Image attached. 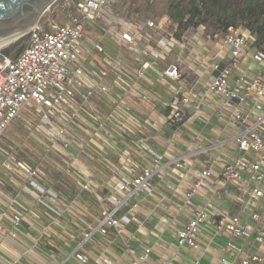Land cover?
<instances>
[{"label":"built area","instance_id":"obj_1","mask_svg":"<svg viewBox=\"0 0 264 264\" xmlns=\"http://www.w3.org/2000/svg\"><path fill=\"white\" fill-rule=\"evenodd\" d=\"M120 1L55 0L29 30L19 56L0 64L4 239L19 243L20 228L32 229L37 236L32 245L25 243L29 250L46 236L47 226L20 198L25 194L83 229V240L54 264H88L87 241L111 230L121 235L125 226L140 223L135 197L163 201L158 179L180 169L184 176L175 195L182 205L172 203L174 215L203 188L209 192L175 228L177 247L207 248L200 234L210 225L213 239L227 236L220 264H264V51L254 44L256 36L241 26L217 31L205 24L179 32L165 13H123ZM246 60L259 71L248 74ZM217 98L223 101L219 114L233 134L207 144L197 134L185 140L188 152L175 158L157 152L154 143L173 151L174 141L164 144L153 125H169L175 135L192 133L193 124L201 122L196 114L209 119L201 112ZM232 144L237 156L226 159L223 150ZM88 160L110 169L111 177L100 180ZM196 163L200 167L193 176ZM85 194L95 198L97 215L81 201ZM231 197L234 210L226 204ZM124 253L128 264L153 260V247L137 254L127 245Z\"/></svg>","mask_w":264,"mask_h":264},{"label":"crops","instance_id":"obj_2","mask_svg":"<svg viewBox=\"0 0 264 264\" xmlns=\"http://www.w3.org/2000/svg\"><path fill=\"white\" fill-rule=\"evenodd\" d=\"M248 64H250L248 74L253 75L259 71L258 65L251 63L250 60H246V65ZM244 69L246 70V67L239 69L238 72H243ZM222 104V99L217 98L212 101L210 106H205V111H202L201 114L203 117L207 116L209 118L207 120H202L203 118L199 117V114H196V118L201 122L193 124L194 132L192 133L187 132L184 135H175L174 130L169 125L163 124L160 127L153 125L151 130L159 134L160 140L164 144H169L171 139L174 141L173 151H165L164 145L154 143L157 152L164 154L168 152L167 157L175 158L188 152L185 140L193 141V139H196L197 134H201L199 137L203 139L201 140L203 144H207V141L211 139L218 140L229 137L233 134L234 128L225 127L224 119L219 114ZM143 106L145 107V105ZM155 115L158 116L157 114ZM235 149L236 145L232 144L231 147L228 146L227 149L223 150L228 155L226 159L236 158L237 153ZM220 151L216 150L215 154H222V151ZM200 156L202 155L196 158L202 160ZM133 158L145 165L148 164V161H143L137 155H133ZM88 163L91 165L92 170L96 171L97 175H99L100 180L111 177L112 171L110 169L91 160H88ZM223 165V163H220L216 169V173H219ZM198 167H200L199 164L192 168L193 176L196 171H199ZM168 174L169 177L167 179H158L160 191L166 197L163 201H160L156 196L144 197L143 195H138L135 197L134 201L139 200L140 202V212L137 216L140 223L134 221L132 224L125 226L124 233L121 235L111 230L106 235L97 233L93 239L87 241L84 250L90 257L88 264H106L108 262L128 264L124 253L127 245L135 249L137 254H141L146 247H153V260L147 264H195L196 262H199V264H220L221 258L224 255L227 236L217 235L213 239V228L210 225H207L200 234V241L207 245L206 249L199 250L188 246L177 247L175 228L185 223L191 215L190 211L203 203L204 195L209 192V189L203 188L200 190L188 202L186 208L183 209L184 211L174 215L172 203L174 205L178 204L177 208L182 205V201L176 198L175 189L178 181L184 176V171L171 169ZM20 198L28 206H33L37 215L40 216V223L47 226L46 236L37 247L27 250L25 243L32 245L33 240L37 236L36 231L32 229L29 231L25 226L22 229L20 228L22 241L19 243L5 240L3 233L0 231V241L2 242V246L0 247V264H54L56 261L64 258L65 255L72 253L77 244L83 240V229L74 220L69 217L57 218L53 212L43 205L36 203L25 194L20 195ZM81 201L90 209L92 214H98L99 206L92 195H82ZM226 204L232 210L236 209V204L235 201L233 202L232 197L230 200H227ZM64 240L69 241L65 246ZM71 262H76L75 257H72Z\"/></svg>","mask_w":264,"mask_h":264},{"label":"trees","instance_id":"obj_3","mask_svg":"<svg viewBox=\"0 0 264 264\" xmlns=\"http://www.w3.org/2000/svg\"><path fill=\"white\" fill-rule=\"evenodd\" d=\"M136 10L141 14L147 13L145 8ZM165 14L178 24L179 32L193 24H205L217 31L241 26L256 36L254 44L264 51V0H169ZM28 38L29 34L23 35L2 52L16 59ZM74 192L77 193L76 189Z\"/></svg>","mask_w":264,"mask_h":264},{"label":"water","instance_id":"obj_4","mask_svg":"<svg viewBox=\"0 0 264 264\" xmlns=\"http://www.w3.org/2000/svg\"><path fill=\"white\" fill-rule=\"evenodd\" d=\"M55 0H0V44L7 38L22 37L33 28ZM7 56L0 49V64Z\"/></svg>","mask_w":264,"mask_h":264},{"label":"rangeland","instance_id":"obj_5","mask_svg":"<svg viewBox=\"0 0 264 264\" xmlns=\"http://www.w3.org/2000/svg\"><path fill=\"white\" fill-rule=\"evenodd\" d=\"M120 2L118 3V6L120 7V11L123 13H127L130 10L133 11V9L136 10L137 8H145V11L147 12L148 15L155 16V17L162 16L166 12V10L169 6V0H121ZM50 15H54V14L50 13ZM59 17L61 18V12H60ZM59 17H57V18H59ZM87 31L90 34H93L95 36H99V33H97V31H93L89 25H87ZM28 32L25 33L24 35L26 36L28 34ZM19 39L20 38H17L12 43H14L15 41H17ZM12 43L4 45V46L0 47V49L3 51ZM154 88L156 90L159 89L158 86H154ZM15 124L16 123H14V125ZM17 126H18V124H17ZM9 131H11V130H9ZM15 132H18V134H19V132H21V131L19 129H15ZM3 141H5V139H3ZM46 198H47V200L51 201V199L49 197H46Z\"/></svg>","mask_w":264,"mask_h":264},{"label":"bare ground","instance_id":"obj_6","mask_svg":"<svg viewBox=\"0 0 264 264\" xmlns=\"http://www.w3.org/2000/svg\"><path fill=\"white\" fill-rule=\"evenodd\" d=\"M20 34H17V35H14L12 37H9L7 39H5L1 44H0V47L4 46V45H7L9 43H12L14 40H16L17 38H20Z\"/></svg>","mask_w":264,"mask_h":264}]
</instances>
